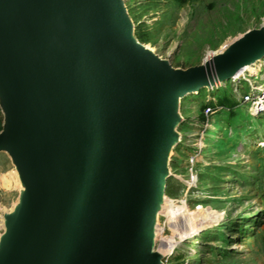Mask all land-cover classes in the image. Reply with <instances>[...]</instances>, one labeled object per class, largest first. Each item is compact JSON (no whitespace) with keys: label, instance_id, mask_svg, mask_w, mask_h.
<instances>
[{"label":"water","instance_id":"1","mask_svg":"<svg viewBox=\"0 0 264 264\" xmlns=\"http://www.w3.org/2000/svg\"><path fill=\"white\" fill-rule=\"evenodd\" d=\"M252 32L180 71L134 40L121 0H0V151L24 187L0 264H162L175 98L232 79L264 49Z\"/></svg>","mask_w":264,"mask_h":264},{"label":"rangeland","instance_id":"2","mask_svg":"<svg viewBox=\"0 0 264 264\" xmlns=\"http://www.w3.org/2000/svg\"><path fill=\"white\" fill-rule=\"evenodd\" d=\"M121 1L134 40L174 70L201 66L252 30H264V0ZM255 67L256 74L236 83L218 82L176 101L179 144L165 154L169 177L154 229V251L171 255L168 264H264V108L251 114L241 103L249 91L259 94L264 56ZM194 151L197 180L187 188ZM19 176L9 153L0 151V246L4 216L20 205Z\"/></svg>","mask_w":264,"mask_h":264},{"label":"built area","instance_id":"3","mask_svg":"<svg viewBox=\"0 0 264 264\" xmlns=\"http://www.w3.org/2000/svg\"><path fill=\"white\" fill-rule=\"evenodd\" d=\"M231 81L236 83L235 79H231ZM215 87H216V85H215ZM257 88H258L259 94L257 93V91H255V92L249 91L248 93L243 95L242 99H241V103L247 106L248 111L251 114H257V112H260L261 108H264L263 107V104H264V83L260 84ZM219 109H222V108L219 107ZM210 112H211V108L209 107L206 109V113H210ZM261 144L264 145V141ZM197 156H198V153L196 151H194L187 158V167H188L187 172H188V174H187V179L185 181L187 188H190L197 180V176H196V173L194 170V165H195V161H196ZM170 256L171 255L164 256L162 264H166V263L168 264L169 258H171Z\"/></svg>","mask_w":264,"mask_h":264},{"label":"bare ground","instance_id":"4","mask_svg":"<svg viewBox=\"0 0 264 264\" xmlns=\"http://www.w3.org/2000/svg\"><path fill=\"white\" fill-rule=\"evenodd\" d=\"M244 38V37H243ZM239 40H241V39H239ZM238 40V41H239ZM237 42V41H236ZM235 43V42H234ZM142 46V45H141ZM143 47V46H142ZM149 54V53H148ZM151 55V54H150ZM153 56V55H152ZM211 56H213V55H211ZM264 56V49L263 50H261V52L259 53V54H257L254 58H253V60L252 61H250V62H245V63H243V65H242V67L239 69V70H237L236 72H234L233 74H232V79H235L236 81H238V79H240V78H243L244 76H246V75H249V74H251V75H254V74H256V72H257V69H256V67H255V62L256 61H258L259 59H261L262 57ZM215 57V56H214ZM213 58V57H212ZM205 61H207V60H205ZM209 61V60H208ZM114 77V76H113ZM115 79V78H114ZM111 83H113L114 84V80H112L111 81ZM218 83V82H217ZM220 84L222 83V82H219ZM219 84V85H220ZM215 85L216 84H214V85H210L209 87H215ZM218 85H216V87H217ZM195 91H198V89H194V90H191V91H189L187 94H189V93H192V92H195ZM178 98H182V97H180V96H178V97H176L175 98V102L177 101V99ZM114 140H115V138H114ZM169 146H170V151H169V153L171 152V149L174 147V142H171L170 144H169ZM168 146V147H169ZM168 147H167V149H168ZM167 151V150H166ZM164 175H166L165 174V172H164ZM156 234H157V231H154V233H153V236L155 235V237H156ZM155 239V238H154ZM169 256V255H168Z\"/></svg>","mask_w":264,"mask_h":264},{"label":"trees","instance_id":"5","mask_svg":"<svg viewBox=\"0 0 264 264\" xmlns=\"http://www.w3.org/2000/svg\"><path fill=\"white\" fill-rule=\"evenodd\" d=\"M215 109H217V108H214V109H212V110H215Z\"/></svg>","mask_w":264,"mask_h":264}]
</instances>
